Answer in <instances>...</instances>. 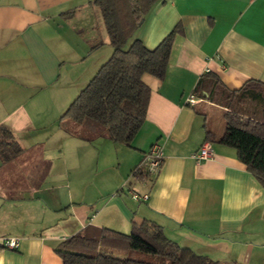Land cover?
<instances>
[{
	"label": "crops",
	"instance_id": "crops-1",
	"mask_svg": "<svg viewBox=\"0 0 264 264\" xmlns=\"http://www.w3.org/2000/svg\"><path fill=\"white\" fill-rule=\"evenodd\" d=\"M92 1L0 0V125L23 149L7 163L0 158V264H63L57 250L73 235L92 227L129 234L144 221L219 264H264V185L218 141L212 159L193 158L208 132L223 135L228 111L264 122V96L241 91L254 80L264 93V0L154 5L137 33L148 49L177 25L182 31L165 78H143L151 96L130 145L84 139L63 118L113 53ZM156 143L159 172L132 176ZM8 237L17 249L3 245Z\"/></svg>",
	"mask_w": 264,
	"mask_h": 264
},
{
	"label": "trees",
	"instance_id": "trees-1",
	"mask_svg": "<svg viewBox=\"0 0 264 264\" xmlns=\"http://www.w3.org/2000/svg\"><path fill=\"white\" fill-rule=\"evenodd\" d=\"M159 1L91 2L100 13L113 53L63 115L83 127L84 139L106 138L130 145L142 128L151 96V88L143 78L145 75L159 80L165 78L175 37L182 31L181 25H177L154 49H148L136 36L146 15ZM212 75L218 82L217 76ZM255 84L259 82L251 80L242 88L243 98L259 100L261 95L264 96L262 91L252 87ZM202 87L203 80H200L196 92H201ZM236 91L230 92V96ZM241 114L236 109L227 112L223 135L216 138L208 132L207 139L235 148L239 160L264 185V122L244 118ZM22 151L13 132L0 125V158L3 163L12 161ZM134 176L142 178L150 174L139 172ZM57 252L63 264H219L170 240L162 226L152 221L136 223L129 234L105 227L88 228L66 239ZM138 252L160 258L158 262L147 261L136 257Z\"/></svg>",
	"mask_w": 264,
	"mask_h": 264
},
{
	"label": "built area",
	"instance_id": "built-area-1",
	"mask_svg": "<svg viewBox=\"0 0 264 264\" xmlns=\"http://www.w3.org/2000/svg\"><path fill=\"white\" fill-rule=\"evenodd\" d=\"M188 101L191 103H195L196 99L193 95H191ZM213 157H214L213 144L212 141L210 140H206L200 146L198 151L193 154V158L198 163L206 160H210ZM163 162H164L163 150L161 146L156 143L152 146V148L146 154L144 159L133 170L132 176H134L136 173L139 172L148 173L150 175H156L159 172L160 168L162 167ZM130 193L131 196L137 201H146L149 198L148 194H140L139 192L134 190H131ZM3 245L8 248L17 249L19 247V240L13 237L4 238Z\"/></svg>",
	"mask_w": 264,
	"mask_h": 264
},
{
	"label": "rangeland",
	"instance_id": "rangeland-1",
	"mask_svg": "<svg viewBox=\"0 0 264 264\" xmlns=\"http://www.w3.org/2000/svg\"><path fill=\"white\" fill-rule=\"evenodd\" d=\"M138 33V32H137ZM136 36H137V34H136ZM129 43H130V41H128V43H127V46L129 45ZM109 57V56H108ZM108 57H107V59H108ZM106 59V60H107ZM230 111H232V110H230ZM229 112V111H228ZM78 126H81V125H78ZM81 128H83V127H81ZM137 191V190H136ZM138 192V191H137ZM136 257H138V258H142V259H145V260H147V261H153V262H158V258H160V257H158V256H151V255H146V254H143V253H140V252H138V253H136Z\"/></svg>",
	"mask_w": 264,
	"mask_h": 264
}]
</instances>
